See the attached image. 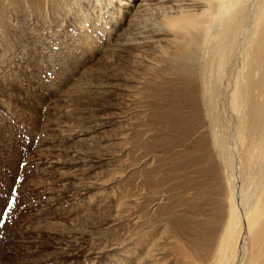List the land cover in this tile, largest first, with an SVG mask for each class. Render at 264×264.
Instances as JSON below:
<instances>
[{
	"label": "rangeland",
	"instance_id": "1",
	"mask_svg": "<svg viewBox=\"0 0 264 264\" xmlns=\"http://www.w3.org/2000/svg\"><path fill=\"white\" fill-rule=\"evenodd\" d=\"M153 1L0 0V264H214L237 119L225 83L200 110L153 50L111 57Z\"/></svg>",
	"mask_w": 264,
	"mask_h": 264
},
{
	"label": "bare ground",
	"instance_id": "2",
	"mask_svg": "<svg viewBox=\"0 0 264 264\" xmlns=\"http://www.w3.org/2000/svg\"><path fill=\"white\" fill-rule=\"evenodd\" d=\"M155 1L146 8L152 15L136 27L140 32L128 35L131 39L111 57L126 58L124 46L137 49V60L153 50L167 59L171 75L177 71L175 84L194 97L200 110L215 104L225 83L243 149V188L237 200L228 184L227 221L214 264H236L244 231L249 234L246 264H264V0ZM144 60L161 69L157 60ZM220 143L221 156L232 167Z\"/></svg>",
	"mask_w": 264,
	"mask_h": 264
},
{
	"label": "snow or ice",
	"instance_id": "3",
	"mask_svg": "<svg viewBox=\"0 0 264 264\" xmlns=\"http://www.w3.org/2000/svg\"><path fill=\"white\" fill-rule=\"evenodd\" d=\"M4 215L6 216L7 215V212L5 211Z\"/></svg>",
	"mask_w": 264,
	"mask_h": 264
}]
</instances>
